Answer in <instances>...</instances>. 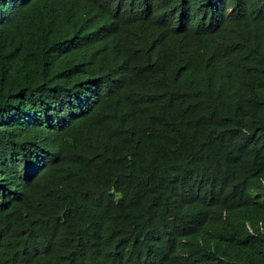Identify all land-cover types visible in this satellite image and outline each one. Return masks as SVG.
<instances>
[{"label": "trees", "instance_id": "1", "mask_svg": "<svg viewBox=\"0 0 264 264\" xmlns=\"http://www.w3.org/2000/svg\"><path fill=\"white\" fill-rule=\"evenodd\" d=\"M0 264H264V0H0Z\"/></svg>", "mask_w": 264, "mask_h": 264}]
</instances>
